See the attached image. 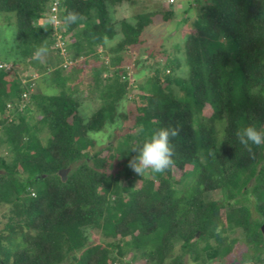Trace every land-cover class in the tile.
<instances>
[{
    "label": "trees",
    "instance_id": "trees-1",
    "mask_svg": "<svg viewBox=\"0 0 264 264\" xmlns=\"http://www.w3.org/2000/svg\"><path fill=\"white\" fill-rule=\"evenodd\" d=\"M110 2L0 0V13L15 18L12 62L58 89L45 93L37 81L19 111L31 83L0 68V205L8 206L0 264H264V145L250 156L236 136L246 126L264 131V0H202L178 53L150 54L152 73L136 85L121 52L141 42L155 12L130 23L112 16ZM55 29L74 67L60 66ZM79 78L87 81L75 89ZM82 97L100 101L90 116ZM128 98L130 115L119 111ZM117 116L130 125L95 149L90 135ZM164 127L179 130L174 165L138 176L131 146ZM92 229L111 240L92 241Z\"/></svg>",
    "mask_w": 264,
    "mask_h": 264
},
{
    "label": "rangeland",
    "instance_id": "rangeland-1",
    "mask_svg": "<svg viewBox=\"0 0 264 264\" xmlns=\"http://www.w3.org/2000/svg\"><path fill=\"white\" fill-rule=\"evenodd\" d=\"M201 1L202 0H176V4L174 5L175 12L169 20L164 19V15L166 14L164 11L169 10L173 6H171L167 2V0H115V2L109 3L112 16L115 19H125L130 23L135 22V15L139 13H144L147 11L155 12L154 22L146 27L143 31L141 42L137 45H131L127 50L121 52V54H123L125 57V66H127V68L129 69V79L131 83L136 85L140 82H143L145 78L150 75V72L152 73V70L146 67V62L143 61L145 58L147 59L150 54H152V56L154 57H161V54L164 56L166 55V51L172 52L173 54L178 53L176 48L178 49L181 44H183V41H185L187 35L194 29L195 15ZM41 20L43 21L44 19ZM37 22H39V20H36V23ZM16 32L17 29L14 15L0 13L1 62H12L16 56ZM118 40L119 37L111 40L110 42L112 44H115ZM99 51L102 52L98 62H105L107 65V62H109L108 60L110 59L109 53H107V50H105V48H100ZM52 58L53 57H50V59ZM85 59L89 60V57L82 58L81 63H83ZM53 61V64L57 65L55 60ZM20 66L22 67L24 65ZM20 68L19 70H21L22 73L24 71H30L29 73L35 72L40 74V72L37 71L36 68L32 65H30L28 69H25L23 67L21 69ZM85 72L88 73V71ZM22 73L20 71H17L18 76H20ZM43 75L44 73L42 75L40 74V76L37 78V80H40L41 90H43L45 93L56 94L58 92L57 87L51 84L50 81L45 82L43 80ZM85 81H87L85 80V78H79L76 83L77 85L75 86V89L81 86L82 83H85ZM99 104L100 101L96 98L84 97L81 106L82 113L86 117L90 116L97 109ZM131 105V98L123 100L121 106L119 107V111L121 113L130 115ZM129 125L130 122L128 119H125V117L117 116L115 122H108L102 131L92 133L90 135V138L95 140V149H102L107 145L115 144L121 134H124L126 128ZM7 210L8 206H5L3 204L0 205V226L1 220H3V215ZM89 233L91 240L94 242L105 243L106 241L111 240V238L104 237L100 230L92 229ZM176 247L177 250H179V244L176 245ZM238 248L240 249V251L237 254L240 255L241 250L245 249V247L238 245ZM127 261L128 258L124 259L123 264H128ZM136 264H144V262L138 261L136 262Z\"/></svg>",
    "mask_w": 264,
    "mask_h": 264
},
{
    "label": "clouds",
    "instance_id": "clouds-1",
    "mask_svg": "<svg viewBox=\"0 0 264 264\" xmlns=\"http://www.w3.org/2000/svg\"><path fill=\"white\" fill-rule=\"evenodd\" d=\"M76 20V16L74 14H69L67 17V23H73ZM47 49L40 48L36 55L40 57L46 54ZM61 54V53H60ZM62 55V54H61ZM64 60L61 62L60 66L63 67V63L68 58V54L66 56L62 55ZM74 64L76 61H73ZM13 63V62H12ZM19 64L20 63H14ZM71 65L70 67H73ZM24 68V66H22ZM21 67V68H22ZM66 68V67H64ZM21 70L16 69L14 72ZM36 71V70H35ZM30 72V71H29ZM24 71L21 75H25L29 73ZM39 76L42 73H37ZM20 77V76H18ZM39 80H36V83ZM143 132V128L137 130V134ZM179 134L178 128H160L155 131L150 138L145 139L142 143L135 144L131 146V150L136 153L128 162V167L136 173L138 176H145L151 173H164L174 165V145L171 143V139L175 138ZM236 136L239 142L247 149L250 156H254L252 146L259 147L264 145V131L258 130L254 126H246L242 129L237 130Z\"/></svg>",
    "mask_w": 264,
    "mask_h": 264
},
{
    "label": "built area",
    "instance_id": "built-area-1",
    "mask_svg": "<svg viewBox=\"0 0 264 264\" xmlns=\"http://www.w3.org/2000/svg\"><path fill=\"white\" fill-rule=\"evenodd\" d=\"M176 0H168L169 3H174ZM57 10V2L54 3L53 7H52V11L54 13V15L52 16L51 18V21H54V23L57 25L58 24V20H57V15L55 14ZM56 30V29H55ZM55 35L58 37V42H57V45L56 47L58 46V48L60 49V52L62 55L66 56L67 55V49H66V46H65V39L62 38V35L59 34L56 30L55 32ZM74 62L72 60H68L66 59V61L63 63V67H70L71 65H73ZM21 66L19 64H14L12 62H0V68H4V69H7V70H10V71H14L16 69H19ZM21 69V68H20ZM39 77V75L37 73H26L25 75H20V81L23 83V84H26L27 82H30L31 86L29 87V90L26 91L24 94H23V99L24 101L20 102L19 105H18V110L19 111H23V109L25 108L26 104L28 103L29 101V96L31 94V92H33L35 90V84H36V80L37 78ZM8 107L12 110H16L12 103H9L8 104ZM0 129H1V126H0Z\"/></svg>",
    "mask_w": 264,
    "mask_h": 264
},
{
    "label": "water",
    "instance_id": "water-1",
    "mask_svg": "<svg viewBox=\"0 0 264 264\" xmlns=\"http://www.w3.org/2000/svg\"><path fill=\"white\" fill-rule=\"evenodd\" d=\"M69 170H70V168L62 169L59 171V174L62 176V178H66V175L69 172ZM261 230H262V233L264 235V224H263ZM197 235H199V234H197Z\"/></svg>",
    "mask_w": 264,
    "mask_h": 264
},
{
    "label": "crops",
    "instance_id": "crops-1",
    "mask_svg": "<svg viewBox=\"0 0 264 264\" xmlns=\"http://www.w3.org/2000/svg\"><path fill=\"white\" fill-rule=\"evenodd\" d=\"M42 80V79H41ZM39 82H40V80H39Z\"/></svg>",
    "mask_w": 264,
    "mask_h": 264
}]
</instances>
